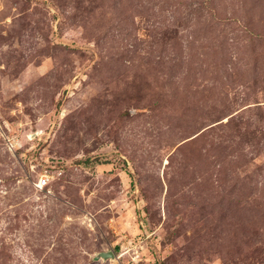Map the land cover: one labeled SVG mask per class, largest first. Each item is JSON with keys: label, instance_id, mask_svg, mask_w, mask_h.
I'll list each match as a JSON object with an SVG mask.
<instances>
[{"label": "rangeland", "instance_id": "obj_1", "mask_svg": "<svg viewBox=\"0 0 264 264\" xmlns=\"http://www.w3.org/2000/svg\"><path fill=\"white\" fill-rule=\"evenodd\" d=\"M0 264H264V0H0Z\"/></svg>", "mask_w": 264, "mask_h": 264}, {"label": "water", "instance_id": "obj_2", "mask_svg": "<svg viewBox=\"0 0 264 264\" xmlns=\"http://www.w3.org/2000/svg\"><path fill=\"white\" fill-rule=\"evenodd\" d=\"M99 256H102L107 259V258H113L116 255L112 250H109V251H103L102 253L99 254Z\"/></svg>", "mask_w": 264, "mask_h": 264}, {"label": "built area", "instance_id": "obj_3", "mask_svg": "<svg viewBox=\"0 0 264 264\" xmlns=\"http://www.w3.org/2000/svg\"><path fill=\"white\" fill-rule=\"evenodd\" d=\"M45 183H46V178L45 177H42L39 180V182H38V186L43 187Z\"/></svg>", "mask_w": 264, "mask_h": 264}]
</instances>
